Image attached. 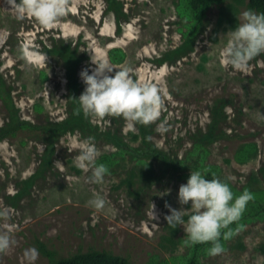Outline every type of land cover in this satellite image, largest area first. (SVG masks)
<instances>
[{
    "label": "rangeland",
    "instance_id": "obj_1",
    "mask_svg": "<svg viewBox=\"0 0 264 264\" xmlns=\"http://www.w3.org/2000/svg\"><path fill=\"white\" fill-rule=\"evenodd\" d=\"M118 2L119 13L109 9L107 0H63L64 14L45 27L31 15L18 19L11 0H0V73L12 87L21 118L39 125L66 117V70L46 50L55 43H72L84 56L80 77L83 70L95 69L93 60H106L167 89L170 99H165L159 119L149 125L151 141L173 157L187 155L194 135L208 131L214 106L226 101L227 119L219 126L225 136L209 147L207 163L222 169L224 180L236 187L234 195L254 182L246 190L260 196L264 193V53L252 58L244 71L223 67L218 60L227 31L251 10L248 1L224 0L201 19L191 13V0ZM189 37L194 40L192 50ZM25 47L46 54V60L29 63L22 55ZM115 48L127 56L118 66L108 55ZM42 70L48 74L46 81L40 76ZM91 118L103 130L118 129L126 141L130 132H138L136 123L129 128L122 116ZM8 120L0 100V127ZM161 121L163 129L158 127ZM83 139L79 132L63 137L51 165L41 174L45 146L40 141L23 134L0 143V210L8 213L0 217V231H8L13 240L0 252V264H49L37 242L60 257L94 248L133 264H188L193 258L198 264H264V219L238 225L232 232L228 225L229 235L221 236L222 251L213 254L210 243L192 244L183 226L172 233L167 225L169 205L190 206L178 200L179 187L187 182L183 175L148 183L137 176L142 166L124 159L107 170L102 182L93 183L91 170L74 164ZM247 144L256 145L253 159L239 162L238 151ZM95 145L96 161L115 152L108 143ZM94 195L105 199L103 208L88 204Z\"/></svg>",
    "mask_w": 264,
    "mask_h": 264
},
{
    "label": "clouds",
    "instance_id": "obj_2",
    "mask_svg": "<svg viewBox=\"0 0 264 264\" xmlns=\"http://www.w3.org/2000/svg\"><path fill=\"white\" fill-rule=\"evenodd\" d=\"M17 18L31 15L43 26H53L64 14L63 0H11ZM242 22L227 31V40L219 49L218 60L221 66L231 67L234 71H244L249 61L264 53V13L247 10ZM22 55L29 63L40 64L46 60V54L22 49ZM95 69L89 73L81 72L86 85L78 97L80 108L86 116L103 119L106 116H122L126 126L134 123L145 125L157 121L161 116L165 99H170L167 89L157 81L145 80L132 74L129 67L115 68L106 60L95 61ZM118 69L113 74V69ZM108 121H105L107 123ZM159 128H164L161 121ZM79 152L74 157V164L84 171L91 170L90 180L93 183L103 181L107 168L104 164H96L98 151L93 137H87L77 145ZM253 194L244 191L234 195L229 183L217 177L207 179L199 170H191L187 182L178 190L179 203L190 205L188 208H172L165 216L167 225L183 226L187 240L192 244L210 243L211 253L222 251L221 236L223 232L242 214ZM88 204L95 209L103 208L105 199L94 195ZM187 214V220L184 219ZM7 210H0V217L7 216ZM13 243L8 231H0V252L7 250Z\"/></svg>",
    "mask_w": 264,
    "mask_h": 264
},
{
    "label": "trees",
    "instance_id": "obj_3",
    "mask_svg": "<svg viewBox=\"0 0 264 264\" xmlns=\"http://www.w3.org/2000/svg\"><path fill=\"white\" fill-rule=\"evenodd\" d=\"M107 1L110 10L114 9L118 13L121 11V5L118 0ZM223 1L191 0L190 11L201 19L212 5L220 4ZM235 1L240 4L245 0ZM247 1L248 7L251 10L264 13V0ZM188 41H190L189 50H192L194 40L189 37ZM46 52L52 57H57L66 70L67 115L61 121H47L45 124L38 125L23 120L20 116V109L14 101L12 87L0 73V100L9 115L8 122L0 127V143L7 139L18 138L19 135L23 134H27L28 137L40 141L45 146V150L41 155L40 174L51 165V160L56 153L58 142L68 134L79 132L84 138L93 137L95 142H105L114 147L115 152L103 154L96 161V164H104L107 170L111 166L119 164L120 160L130 159L142 166L137 176L139 179L143 178V181L148 183L160 181L166 176L179 174L187 179L191 170L201 171L206 175L207 179L217 177L224 180L222 169L217 165L207 163L206 159L209 154V147L225 136V133L221 131L219 126L227 119L224 112L225 104H227L226 101H223L224 103L219 101L214 106L208 131L204 134H195L192 149L184 158L179 159L155 146L151 141L153 131L150 129L149 124L136 123L138 132L129 133L131 137L130 141H126L125 136L118 129L114 131L103 130L99 125L95 124L91 116H86L79 105L78 97L84 91L85 87L84 81L79 76V69L84 60V56L80 53L79 47L73 46L72 43L64 42L61 45L55 43ZM108 55L110 62L117 66L123 64L127 57L125 51L120 48L110 50ZM166 59H171V56L166 54ZM40 76L44 81L48 80L46 71H40ZM255 152V144L243 146L238 151V161L244 163L251 161L253 159L252 155ZM253 183L249 182L245 189H241L242 192L247 191V187H253ZM27 185H30V183ZM229 186L231 190L236 188L232 185ZM255 219H264V193H261L260 196L253 194V199L248 201L240 217L229 225V229L232 232L236 226L246 222H252ZM169 227L172 233L178 230V225L175 227L169 225ZM227 229H222V231L226 232ZM37 247L39 252L49 260V264H133L128 258L113 254L107 250L91 248L87 251H78L67 257H60L57 251L49 248L42 242H37ZM188 264L198 263L193 258Z\"/></svg>",
    "mask_w": 264,
    "mask_h": 264
}]
</instances>
